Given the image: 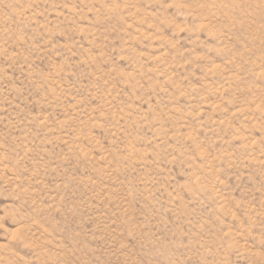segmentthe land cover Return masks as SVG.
Segmentation results:
<instances>
[{"label":"rangeland","instance_id":"374dc122","mask_svg":"<svg viewBox=\"0 0 264 264\" xmlns=\"http://www.w3.org/2000/svg\"><path fill=\"white\" fill-rule=\"evenodd\" d=\"M0 264H264V0H0Z\"/></svg>","mask_w":264,"mask_h":264}]
</instances>
